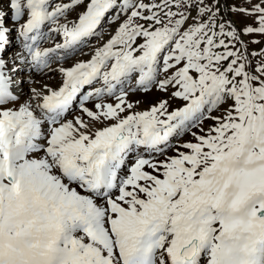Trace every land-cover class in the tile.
<instances>
[{"label": "rangeland", "instance_id": "374dc122", "mask_svg": "<svg viewBox=\"0 0 264 264\" xmlns=\"http://www.w3.org/2000/svg\"><path fill=\"white\" fill-rule=\"evenodd\" d=\"M0 4V31L9 40V45L0 41L3 56L21 53L28 45L31 53L38 54L88 24L89 16L100 17V24L87 32L81 43L67 49L57 47L46 57L41 68L49 81L53 80L42 85L46 91L36 90L34 81L27 82L33 72L29 68L39 63H34L30 55L19 61L25 62L19 74L25 85L31 86L30 93L25 91L16 104L24 109L32 103L40 108L37 105L42 100L40 94L47 97L61 90L62 84L76 88L69 76L79 64L91 61L94 65L91 70H98L91 83L71 96V104L75 106L65 118L58 119V125L53 122V127L47 126L42 143L36 140L32 143L33 147L34 143L41 144L40 151L27 155L26 160L38 159L36 156L44 152L53 159L51 167L61 170L63 152L71 149L80 165L79 176L87 178L84 162L94 145L92 140L101 134H113L114 140L121 134L129 142V154L125 147L122 158L128 154V161L121 170L124 178L120 180L119 193L111 201L103 202V193H112L103 190L96 207L114 211L113 204L121 206L127 187L134 191V197L129 196L128 208L135 212L142 206L164 210L148 213L149 220L154 222L151 228L156 229L145 232L163 236L162 245L155 251L147 247L153 251V264H169L168 251L176 247V253L180 254L183 246L194 238L201 246L199 264H264V0H3ZM34 13L44 17V27L38 34L30 32L24 36L22 27ZM152 59L153 63L146 64ZM18 64H11L10 69ZM116 67L120 69L114 75L129 72L122 86H116L119 91L108 94L115 86H106L110 80V75H106ZM86 69L80 72L84 76L90 72ZM52 72L54 76H50ZM142 75L148 78L144 80ZM80 95L87 97V101L81 100ZM195 108L202 111H198L200 116L188 119L193 120L188 126L183 124ZM35 116L22 127H29L40 116L43 119L42 114ZM33 124L28 135L32 140L40 132ZM55 128L64 131L52 144ZM151 129L160 135L165 132L167 137L175 134L166 145L151 147L150 159L144 160V154L135 157L141 143L144 144L142 141L150 137ZM9 130L6 126L5 133ZM132 133L138 136L129 135ZM85 141L89 142L86 146ZM8 152L7 156H11ZM3 153L0 150V185L4 184L0 187V264H100L101 257H109L104 248L100 250L101 256H96L98 250L92 248V245L101 247L103 237L75 230L74 220L81 210L83 213L86 209L93 210L92 215L86 213L88 224L93 225L100 222V212L90 208L89 203L79 210L70 204L72 201L64 203L65 206L53 204L54 197L47 194L18 196L20 188L17 191L14 187L17 180L20 182L18 173L6 170L8 158ZM12 156L17 159L15 154ZM177 156L194 158L186 182L181 178L187 176L167 163ZM137 159L139 163L135 162ZM130 170L139 172L137 184L127 180ZM59 176L68 180L63 173ZM75 183L80 184L78 180ZM59 192L62 197L82 199L65 187L50 194ZM79 192L86 193L82 189ZM169 192L170 196L164 200L163 196ZM3 195L8 197L7 204L2 202ZM118 211L129 215L122 206ZM139 212L134 218L139 222L138 232L128 234L130 239L126 236L116 246L118 249L122 245L128 250L132 239L143 234L141 219L147 214ZM179 224L184 231L182 239L175 242L174 231ZM111 225L108 224L107 230L112 232ZM66 226L70 228L65 229ZM207 233L211 237L206 239ZM257 242L263 247L255 248ZM117 254L121 264V253ZM75 257H79V262L69 260ZM255 257L259 259L254 261Z\"/></svg>", "mask_w": 264, "mask_h": 264}, {"label": "bare ground", "instance_id": "6f19581e", "mask_svg": "<svg viewBox=\"0 0 264 264\" xmlns=\"http://www.w3.org/2000/svg\"><path fill=\"white\" fill-rule=\"evenodd\" d=\"M2 1L3 0H0V3ZM0 6H2V4H0ZM0 17H1V15H0ZM0 59H3V57L1 58V56H0ZM8 62L6 61L5 64H4V68L5 69H7L8 66L10 65V64H8ZM146 62H148V64L149 63H153L154 59H152L150 61L148 60ZM80 65L81 64H79V68L77 67L76 70H72L71 71V72H74V75L71 77L72 81L74 79L77 80V81L79 80V78H80V76H79L80 75V70H78V69H83L84 70V68H87L88 71H91V69L94 68V65H93V63H91V61L82 63L81 66ZM4 76H8V75H6V73L4 72ZM50 76H54L53 72L50 74ZM30 78H31L32 81H34V83H36L35 84L36 85V90H41L44 87V86L42 87V85L51 84L53 82V80L49 81V76L47 74L40 73L39 70H37V69H33V72L31 73ZM32 81H30V79H29V82H32ZM0 84H2L1 81H0ZM22 87H26V88L28 87V90H26V91L28 93H30V87H31L30 85L26 86L25 84H23ZM43 90L46 91L47 89L43 88ZM67 91L68 90H66V89H64L63 91L62 90H57V91L55 90L54 93H52V94L50 93L48 95H47L48 92H46L45 95H47V97H43L44 94H40V97L42 99L41 101L43 102V103L41 102L42 105L40 106V108H38L35 105V103H32L27 109H24L22 107H20V108L16 107V104H17V102H19V100L16 101V102L15 101L9 102L8 104H6L4 106H0V125L3 127L2 129H0V146L5 148L6 150H9L8 153L11 154L10 158L8 159L9 167H7L6 170L9 171L10 174H13V171H14V173H18L20 182H19V180H17V182L14 185V187L17 189V191L20 188L18 196H24L25 197L26 195H28L30 193H38V194H40V196H42L44 194H47V196H49V197L50 196L54 197L52 201L50 200L51 203H53V204H55V203H57V204L65 203L66 205H68V203L72 201L70 204L73 205L75 210H79V208H81L85 204L89 203V206H92L90 208H92L94 210H97L98 212L101 213V214L99 213L101 219L98 218L100 222H97L98 224H94V226H95L94 230H92L93 227H92V229L90 227H86L85 228V233L92 231V233H96L95 236L103 237V241L104 242H103L102 245L100 244L101 247H99V245H96V247H94V245H92L93 249H95V250L97 249L98 250V255H96V256H101L102 255L101 251H100L101 248H104L106 253L109 255L108 258L107 257H101V260L99 261L100 264H101V261H103L104 264L105 263L106 264H118V258H117V257H119L118 254H117L118 252L121 253V256H122L121 259L125 260L123 264H153V259L152 258L148 259L147 257L141 255L140 252L138 251L139 247H137L135 244H136L137 241H139V239L142 240L141 236H143L145 231L148 230L152 226V224L154 223L153 221L149 220L150 217H149L148 213L151 214L152 211H155V212L159 211L160 212V209L155 208V207H151V208H145L143 206L140 207L139 211L146 212L145 214H147L146 217H144V215H143V217L141 219L142 220V225H143V230H142L143 234L141 236H138V238H137V235H138L137 234L136 238L132 239L131 248L129 247V249L126 250L125 246L120 245L119 249L121 251H119L118 247H116V246H118V244L121 243L128 234H131V233L133 234V232L136 234L138 232L137 228L139 227V222H136L134 218H136L135 217V213L137 215V212H139V211L135 212L131 208H128V207H130L129 204H128L129 203V196L132 195L134 197V193H133L134 191L131 190V189H128L127 187L124 188V190H126V191H124V196L125 197H124L123 202L120 205L124 209H127L128 213H129V215H126L127 218H126L124 213L120 212L121 210L118 211L119 209H121V206H118L117 204H113L114 205V209H115L114 211H107L106 208L98 210L97 207H96V205L101 201L99 199V197H100V194L103 192V190L104 191H110L113 187H115L117 185L115 190L111 194H109L105 198V200H103V202L104 201H106V202L111 201V199L117 193H119V191H118V182H119L118 179H117V184L116 183H112V182H106L104 177H102V178L99 177L98 171L99 172H103V175H105V177H110L111 173L113 171L116 173V176L122 175L121 170L117 172L114 168L121 167V169H122L127 163V156L122 158L123 155H124V152H126L124 150L125 147H126V143H123L120 146L114 144V141H111L113 134H110V135L101 134L100 137L92 140L94 145L91 148L103 145V146H106L107 149L105 151H97V152H95L93 154V158L91 159L90 163H91V167L93 169L92 173L94 174L93 178H92V181L94 180V182L92 184H89L90 185L89 187H88V179H84L83 177H79L77 175L79 168H78V166H76V168H74V164L76 162V155L73 154V153H70V152H72L71 149H69V150L64 152V153H68V156H66V158L63 157V159H62L63 160L62 161L63 167L61 168V170H59L58 168L56 169V168L51 167L53 159L50 158L49 156H47V153H44V152H42V153H40V154H38L36 156V158H38V159H33V160H29V161H24V160L23 161H15L13 156H12V154H15V150H17V151H21V150L27 151L28 149L33 148V147H27V146L26 147L18 146V147L14 148L12 146V141L14 139H16V137H21L22 129L24 130L25 133L27 132V127H24V128L22 127L23 123L29 122L30 119H32L35 114L36 115L37 114H42L43 118L50 117V115L53 113L52 112L53 111L52 110V106L53 105H47V104L45 105V101L51 100L53 103H56V104L60 103L63 100L64 96L66 95ZM20 95H22V94H20ZM12 97H14V95H12ZM21 99H23V96L20 98V100ZM42 106L44 108H42ZM39 112H43L44 114L43 113H39ZM154 112H156V111H154ZM57 113H59V111ZM82 113H81V115H82ZM55 117H56L57 121H58V119L60 120L59 116H55ZM185 118H187L186 122H188V119H190V118L193 119V113H190ZM82 121H85V119H83ZM45 122L46 121L40 122V123H38V122L36 123L37 126H40V124H44L40 128V132H42L44 128H47L48 125H46ZM72 124H76V123L74 122ZM6 126L10 127V130H11L8 133L7 132L5 133ZM173 126L175 128V125H173ZM55 129H57V128H55ZM170 129H171V127H170ZM63 131H64V129H60V130L57 129L56 130V134L53 137V141L51 142L52 144H54L56 141H58L57 137L60 136ZM89 131H90V129H89ZM105 133H106V131H105ZM148 133H149L150 137L146 138L143 141L146 144L145 147H142L141 150L136 153L135 157H137V156L139 157V156L143 155L145 152L146 153L149 152L148 150L151 147H156L157 148L159 146L161 147L162 144L166 145L167 141H169V139H168V137H167L165 132L162 135H160V132L157 134V131L155 129H151V130L148 131ZM144 134H146V132H144ZM129 135L137 137L138 133H135V135L133 133L129 134ZM12 137H13V140H12ZM94 137L95 136H93V138ZM125 137H126V135H125ZM88 143H89L88 141H85L83 143V145L86 146ZM35 147H37V146L35 145ZM75 147H77V145ZM91 148H90V150H89V152L87 154L86 162H87V159L89 158L88 155H89V153L91 151ZM68 151H70V152H68ZM54 153H56V151H54ZM156 155H157V153H155L154 156H156ZM185 157L189 158V160L184 159ZM185 157L183 159H181L182 157L180 158L179 156H177L176 158H173L171 160V162H167L169 165H171L172 168L176 169L177 171L183 172V174L187 176V177H182L181 178V181H184V182H186L189 179V177H188L189 174L188 173L191 171V167L195 163L193 156H185ZM130 158H132V157H130ZM113 161H115L114 168H113V165H112ZM137 161H140V160L139 159L135 160L136 163H139ZM72 163H74V164L71 165ZM99 163H100V165H98ZM9 168H11V170H9ZM11 171H12V173H11ZM60 173L61 174L62 173H66L67 174L66 175L67 178L70 177V176L77 177L78 180L80 179L79 181L81 182L82 186L75 185L76 184L75 181H68V180L65 181L66 178H65V180H63L64 178L59 176ZM138 174H139V172L136 173V171H131L130 170L128 175H127V180L129 181V179H130V181L132 180L133 182L136 183L137 180H138L137 179ZM75 180H77V179H75ZM99 181H102V185L104 186L103 190H95L94 189V185L96 183H98ZM176 182H179V181L176 180ZM3 185L4 184L1 183L0 187H3ZM63 187H65L66 190L74 192L76 195H78L82 199H72V197L70 195H69L70 197H67V198L66 197H62L60 195V192L57 193V194L56 193L50 194V193L54 192L55 190L57 191V189H60V188H63ZM82 187H87V192L86 193L81 194L79 192L80 189H82ZM121 190H122V188H121ZM170 194H171V192H169L168 194L164 195L163 196L164 200L166 198H168L170 196ZM65 195H67V194H65ZM119 196H121V195H119ZM47 201H49V199H47ZM2 202L4 204H7L8 203V197L3 195ZM109 203H111V202H109ZM72 205H71V207H72ZM111 207H113V206H111ZM1 208H3V205H2ZM86 208H87V206H86ZM163 211L164 210H162L160 213H162ZM132 212H134V214H132ZM79 213L80 214H79L78 218L76 220H74V222L77 223V224H75V226H77L80 222H83L85 219L87 221V219L89 218V216H87L86 214L84 215L82 210ZM119 213H121L122 215L119 216ZM151 217H152V215H151ZM70 223H72V222L70 221ZM109 223H112V225H113L112 228H114V230H112V232L107 230V229H109V228H107ZM176 224H177V222H176ZM185 226H187V225H185ZM78 227H79V225H78ZM176 227H177V229L174 231L175 234H176V237H175V240H174L175 242H177L178 240L182 239L181 238L182 237L181 234H183V231H184V229H182L180 224H179V226H176ZM69 228H70L69 226L65 227V229H69ZM157 228H159V227H157ZM263 230H264V228H263ZM208 233L206 235V239L211 237L210 234H208ZM73 236H74V234H73ZM151 236H152L151 238H147L146 241H144L143 243L144 244L145 243L151 244L153 242H155V243L157 242L158 244L159 243L161 244V241L163 242V240H162L163 236H160V234L159 235L154 234V235H151ZM99 237H97V238H99ZM127 237L130 239L129 236H127ZM100 240H102V239L100 238ZM90 244L91 243H89V246H90ZM199 246H200V241H199ZM176 252H177L176 247H173V248H171L168 251V261H169L170 264L171 263H173V264H199L200 252H199V254H197L198 256H196L193 259V262L185 261L184 263L180 262L179 260L175 261V259L178 257V254H177L178 252L177 253ZM69 260L71 262L74 261L76 263V262H79V261H77V260H79V257L78 258L75 257V259H69ZM82 260H84V259H82ZM94 261H92V262H94ZM84 262H86V260ZM92 262H90V263H92ZM216 263H217V261H216Z\"/></svg>", "mask_w": 264, "mask_h": 264}, {"label": "water", "instance_id": "95a60500", "mask_svg": "<svg viewBox=\"0 0 264 264\" xmlns=\"http://www.w3.org/2000/svg\"><path fill=\"white\" fill-rule=\"evenodd\" d=\"M197 248H198V240L194 238L192 241L186 244V247L184 248L183 253L181 254L180 257L185 259H191L196 254ZM187 250L189 252L186 254Z\"/></svg>", "mask_w": 264, "mask_h": 264}]
</instances>
